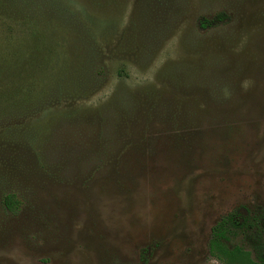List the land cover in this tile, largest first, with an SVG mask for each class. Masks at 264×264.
Returning <instances> with one entry per match:
<instances>
[{"label": "rangeland", "instance_id": "obj_1", "mask_svg": "<svg viewBox=\"0 0 264 264\" xmlns=\"http://www.w3.org/2000/svg\"><path fill=\"white\" fill-rule=\"evenodd\" d=\"M138 1L0 0V96L40 86L57 54L78 63L63 10L107 46L100 90L60 107L78 126L0 114V135L42 136L1 145L0 264H223L207 244L232 211L246 227L228 245L264 253V0H160L169 31L146 67L115 52ZM119 88L130 115L111 106Z\"/></svg>", "mask_w": 264, "mask_h": 264}, {"label": "trees", "instance_id": "obj_2", "mask_svg": "<svg viewBox=\"0 0 264 264\" xmlns=\"http://www.w3.org/2000/svg\"><path fill=\"white\" fill-rule=\"evenodd\" d=\"M136 5L138 6H135L125 29L120 33L121 41L115 52L119 53L117 56H124L139 67H146L152 60L159 44L168 35L167 24L169 20H164V8L160 0H144L143 3L139 0ZM59 13L58 20L61 27L74 34V37L67 40V44L80 46V60L73 64L69 55L61 58V55L57 54L54 66L50 67V73L46 76L47 79H44L40 86H36L38 84L34 81H28L26 90L22 89L19 96H17V92L12 96L5 94L0 96V102L5 104L0 106V114H9L17 120L24 121L28 115L48 111L52 120L62 124L63 127L72 123L78 126L83 121L79 118L77 106H74L70 111L60 110V107L66 104L74 105L75 102L84 100L100 90L107 76V67L104 63V53L107 46L103 44L104 40L95 34L93 24L80 21L65 10ZM221 17L219 15L217 19H221ZM200 24L206 25L202 21ZM61 45H63L62 42ZM58 61H60L59 66L56 65ZM112 105L114 108L116 105V110L121 114L130 115L132 113L130 109L133 105L131 93L122 88L117 89L111 97ZM114 118L115 114L110 121H105L103 118L102 121L99 120L100 124H97L98 140H100L101 146L106 144V139L108 141L111 138L103 133L109 135L117 130L115 125L118 123L115 122L116 119ZM39 132L40 129L32 128L16 133L7 127V130L0 135V154L3 148L1 145H6V143L24 142L34 147L33 145L42 138ZM111 141L108 143L110 144ZM40 155L45 161L48 159L44 153ZM40 155H37L38 161H41ZM16 202L14 194H5L3 203L8 210L14 212ZM236 214L239 216L236 211L222 215L211 227L207 244L209 255L223 264H264V253L254 259L244 247L228 245V241L235 235L236 231L246 227V220L236 219Z\"/></svg>", "mask_w": 264, "mask_h": 264}]
</instances>
